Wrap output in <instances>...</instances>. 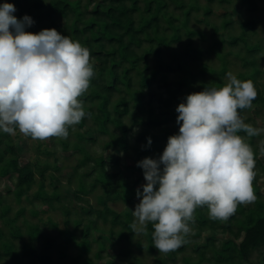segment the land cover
<instances>
[{
	"label": "trees",
	"instance_id": "16d2710c",
	"mask_svg": "<svg viewBox=\"0 0 264 264\" xmlns=\"http://www.w3.org/2000/svg\"><path fill=\"white\" fill-rule=\"evenodd\" d=\"M231 1L208 0L201 4L200 0H0V5H15L13 15L17 19L27 15L33 20L26 31L39 33L55 28L90 51L94 76L80 99L91 115L69 127L67 139L53 138L56 146L77 155L72 168L74 176L68 181L74 196L83 199L96 189L103 191L98 196L102 206L92 205L89 210L96 215L95 227L100 229L102 222L112 237L128 241L122 245L121 240L120 244L110 243L101 234L95 238L87 218L82 214L71 216L73 210L64 203L67 196L61 187H46L47 171L61 170L55 148L38 144V157L21 165L18 149L10 142L11 135L0 130V150L4 151H0V175L9 176L12 182L6 191L0 189V264H51L56 256L58 264H68L69 255L77 264H98L110 248L117 251L108 264H117V259L126 264H144L137 250L154 255L153 264H176L179 252L185 253L183 264H264V190L258 183L264 176V131L250 138L238 133L245 136L254 154L255 202L238 205L227 220H211L207 206L198 207L195 222L190 224L191 233L198 230L212 235L197 243L190 233L187 243L167 256L153 245L151 223L147 235L132 233L133 205L138 200L137 190L142 192L143 188L122 172L112 170L103 154L90 149L91 144L104 138L103 149L116 152L119 163L122 153L135 149L127 168L143 173L137 163L145 157L158 159L168 137L178 134L177 106L186 102L187 95L205 87L224 86L228 72L241 81L254 83V116L246 118V109L238 111L245 123L264 129V124L256 122V118L264 119V34L259 35L260 18L254 13L260 0H241L250 12L245 13V19L239 14L237 20L227 10ZM217 2L221 7L218 23L208 18ZM205 21L212 29V41L206 48L196 42L209 40L208 32L197 25ZM234 66L240 67L235 73ZM87 124L95 137L83 130ZM41 153L46 160L40 159ZM36 184L38 189L31 192ZM10 195L17 204L14 212L6 201ZM25 199H39L42 207L28 208ZM112 200L123 201L125 207L116 210L109 204ZM59 208L66 214L64 227L52 215L48 219L40 217L41 212ZM29 213L39 218L34 220ZM53 229L58 230V235L53 234ZM220 233L224 238L216 236ZM95 243L99 244L97 250ZM72 247L77 249L75 255L70 254Z\"/></svg>",
	"mask_w": 264,
	"mask_h": 264
},
{
	"label": "clouds",
	"instance_id": "9594fccd",
	"mask_svg": "<svg viewBox=\"0 0 264 264\" xmlns=\"http://www.w3.org/2000/svg\"><path fill=\"white\" fill-rule=\"evenodd\" d=\"M15 12L12 3L0 5V130L14 136L18 129L40 141L67 139L69 127L91 115L80 99L94 76L90 51L55 28L26 31L33 20L17 19ZM227 81L187 95L176 108L178 134L168 137L158 159L137 163L146 183L137 190L130 227L134 235H147L151 223L160 253L187 243L198 207L207 206L211 220H227L238 205L257 198L253 150L238 135L264 131L245 123L238 111L252 107L257 90L232 72Z\"/></svg>",
	"mask_w": 264,
	"mask_h": 264
},
{
	"label": "rangeland",
	"instance_id": "374dc122",
	"mask_svg": "<svg viewBox=\"0 0 264 264\" xmlns=\"http://www.w3.org/2000/svg\"><path fill=\"white\" fill-rule=\"evenodd\" d=\"M201 4H206L208 0H200ZM219 3H214V13L213 15L209 16L208 18L212 21V22H220L221 21V17L220 15H218V13L220 12L221 7L218 6ZM228 8L227 10L231 13V15L233 16V18L235 20L238 19L239 14L240 17L245 19L247 17V15H245V13H247L249 11V8L247 5L243 4L241 0H232L230 3L227 4ZM263 6H264V1L260 0V6L257 10H255V14H257L260 18L259 21V35L262 36V34H264V10H263ZM250 12V11H249ZM203 11L200 12V14H202ZM244 14V15H243ZM199 28H202L204 30H206L208 32V39L206 42H202L200 40H196L197 43H201L203 44V46L206 48L211 44L212 41V29H211V24L207 23V21L197 24ZM181 45V44H180ZM215 59V58H213ZM240 67L234 66L233 70L234 73L236 71L239 70ZM262 68H264V62L262 63ZM173 76H171L172 78ZM158 78H162V76L158 77ZM262 78V82L264 83V74L261 75ZM162 81V82H161ZM160 83H163V80L159 81ZM246 111V118L250 117V116H254V112L256 111L255 106H252L251 108H248L245 110ZM264 119L261 118H256V122H258V124H264V121H262ZM131 121V120H130ZM85 131L88 132V135L91 137H95L96 133L94 131H92L90 129V125L87 124L84 129ZM163 132H166L165 129L163 130ZM170 135V134H169ZM107 138V137H106ZM99 141L96 143L91 144L90 149L92 150L93 153L95 154H103L106 159L109 161V167L112 170L115 171H120L122 172V174L124 176H128L131 182H136V184L139 187H142V185H144L146 183L145 179H144V175L143 173L139 172V171H135L132 169L127 168L129 166V164L131 163L133 157L135 156V149L131 150V153H122L121 154V163L117 162L118 161V154L116 152H113L111 150H104L103 149V141L104 138H99ZM11 143L15 144V146L18 149V153H19V162L21 165L26 164L28 161L31 160H35L38 157V144H42V146L44 147H51V148H55L57 150V156L59 157V162L58 164L61 166V170L59 169H54V168H50L47 171V175H46V179H45V185L48 189H52L54 187V185H58L61 187V190L63 192V194H65L67 196V199L64 201L65 204H69V206L71 207L72 211V217L75 218L76 216L82 214L85 218V220H89L92 224V232L94 237H99V235H103L105 238H107V240H110L111 242H118L120 244V240H121V244L122 245H126L128 244L127 239H119L116 236L112 237L110 235V233L105 229L104 227V223L100 222L101 228L98 229L95 226L98 224L96 215L90 214L89 210L91 208L92 205H101L98 201V196L100 194H102V189H96L95 191L85 194V197L83 199H78L74 196L73 193V187H71L68 183L69 178L74 176V172L72 170L73 165L76 163V158L77 155L75 154L74 151H64L62 150L61 147L56 146L54 143V138L52 139H47L44 141H40V140H33L31 137H25L23 134H21L19 132V130H16V135H11ZM1 153H3L4 151L1 149L0 150ZM40 159L42 160H46V155L44 153L39 154ZM52 158V157H51ZM51 161L53 162V158L51 159ZM51 176H53V180L51 178ZM37 177L40 179V175L38 174ZM39 181V180H38ZM258 183L261 186V189L264 190V176H261L260 179L258 180ZM12 185L11 179L9 176H2L0 175V189L5 190L6 188H9V185ZM39 185L36 184L33 188L31 192H34L36 189H38ZM33 196L31 195V198ZM6 201L13 206V212L14 210L17 208V204L15 203V199L13 195H10L9 197L6 198ZM139 203V198L137 200V202L133 205V208L135 210V206ZM24 204L30 208L33 205H35L37 208H41L42 207V202H40L39 199H35L34 202H30L29 200L25 199ZM109 204L115 208L116 210L120 211L125 207V204L123 201L121 200H112L109 201ZM102 206V205H101ZM31 218L33 217L32 215H30V213L28 214ZM53 216L54 219L58 222H60V227H64L66 226L65 224V217L66 214L64 213V211L62 209H57V210H50L47 212H41L40 217L44 218V219H48V216ZM38 219L39 216L37 217H33L32 219ZM34 219V220H35ZM1 224V222H0ZM74 225V223L72 224V226ZM53 234L58 235V230L57 229H53ZM212 235V233H209L207 231L206 232H202L199 233L198 230H193L191 233V237L193 240H196V242H204V238L207 236ZM217 237H220V239L224 238V235L217 234ZM20 243V241H18V244ZM195 243L194 246L197 244ZM99 248V244L95 243L94 244V250H97ZM189 251H191L190 248H188ZM117 250L114 249H108L107 250V256L102 259L101 261H98V264H108V260H110L111 256L113 254H115ZM70 254L75 255L77 252V249L75 247H72V250H70ZM138 255H141L144 264H153L155 261V256L150 254L148 251H146L145 253L143 252L142 254L139 252L138 250L136 251ZM93 254V253H92ZM164 256H167L169 254H171V252L169 253H161ZM185 253L184 252H179L177 254V256H175L176 259V264H183L181 259L183 258V255ZM59 261V257H55V260L51 263V264H58ZM66 262L68 264H77L75 261H73L71 259V256L69 255V257H67ZM117 264H126L125 261H121L120 259L116 260Z\"/></svg>",
	"mask_w": 264,
	"mask_h": 264
}]
</instances>
